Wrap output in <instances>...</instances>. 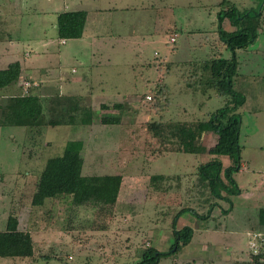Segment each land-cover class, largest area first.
Returning a JSON list of instances; mask_svg holds the SVG:
<instances>
[{"label":"rangeland","instance_id":"374dc122","mask_svg":"<svg viewBox=\"0 0 264 264\" xmlns=\"http://www.w3.org/2000/svg\"><path fill=\"white\" fill-rule=\"evenodd\" d=\"M225 1L242 12L255 10L259 4L258 0H0V18L3 11L10 14L21 10L20 22L24 25L19 33L31 38L43 36L34 27L35 8L46 12L41 20L48 25L49 34L55 33L49 28L50 21L57 19L54 10L88 12L86 38L70 40L66 49V53L78 55L76 61H70V70L66 65L59 71L56 63L43 79L53 81L55 88L60 84V72L81 78L84 85L66 90L71 86L63 84L61 91L78 98L81 109L93 112L91 125L48 127L41 136L31 139L25 128H0V232L13 217L34 240L33 257H0V264H136L145 248L169 251L176 218L178 229H193V239L179 254L166 256L158 264H236L238 258L247 259V253H253L247 252V234L258 228L259 213L253 205L256 191L249 190L243 198L229 195L230 202L215 197L200 178L199 167L194 169L198 158L166 152L162 139L155 138L148 126L154 121L175 123L177 128L184 122L195 124L208 120L227 104L229 97L218 96L208 85L211 71L204 66L220 54L224 59L231 58V52L218 44V14L227 9ZM120 3H130L131 8L109 11ZM262 10L257 40L236 52L238 69L233 84L246 97L238 111L242 120L241 157L254 167L264 166ZM113 19L118 24L114 25ZM223 26L227 31L235 30L227 19ZM6 28L12 34L11 28ZM93 34L101 36L94 39ZM0 38L8 39L2 25ZM9 59L13 61L11 57L0 61ZM20 61L24 62L23 57ZM92 63L100 67L93 68ZM86 71L88 74H83ZM29 83L23 79L17 90L10 89L9 93L26 94ZM38 85L29 87L27 93L35 92L33 88ZM160 87L164 94L155 93ZM47 92L43 90L44 97L48 96L43 100L48 107L52 94ZM82 116L78 112L76 119ZM106 116L120 118V124H103L101 119ZM52 118L54 114L50 113L47 120ZM204 135L202 145L216 143V135ZM71 140L84 144L83 175L123 177L115 208L77 209L65 195L40 207L32 204L46 161L60 157ZM224 161V168L232 163L229 158ZM250 175L234 177L241 188L251 189Z\"/></svg>","mask_w":264,"mask_h":264},{"label":"trees","instance_id":"16d2710c","mask_svg":"<svg viewBox=\"0 0 264 264\" xmlns=\"http://www.w3.org/2000/svg\"><path fill=\"white\" fill-rule=\"evenodd\" d=\"M258 2L255 10L242 12L225 1L223 6L227 9L218 14V44L231 52V58L224 59L219 53L218 57L215 56L206 61L204 66L211 71L208 85L215 88L218 96H228L227 104L212 113L208 120L195 124L184 122L177 128L175 123L165 124L162 121H154L148 125L153 136L162 139L161 145L166 152L209 154L212 157L211 160L198 168L200 178L207 183L215 197L229 202V195L241 193L234 175L240 171L242 162L240 145L242 120L238 111L246 103L245 95L233 88L238 69L236 52L247 49L258 38L264 0H258ZM225 19L235 28L234 31L225 30L223 26ZM86 21L87 12L84 10L59 13L56 22L58 38L62 41L81 39ZM20 70L19 63H12L8 68L0 70V128H25L31 139L34 136H41L44 129L48 127L93 123V112L88 108L81 109L78 98L57 97L52 99L47 107L39 94L27 93L32 85L28 86L26 94H10L9 87L18 82ZM155 93L164 94L165 90L160 87L155 90ZM145 97L146 95L142 99ZM78 112L83 114L79 120L76 119ZM50 113H53L55 118L47 120ZM101 121L105 125H118L121 120L106 116ZM186 131L188 132L184 134ZM205 133L216 135V143L210 148L201 144ZM83 145V142L79 140H71L67 142L60 157L48 158L36 183V191L32 198L34 206H43L47 200H55L65 195L71 198L77 209L83 206L115 208L123 177L121 175H83ZM223 156L228 157L232 162L227 168H224L221 161ZM260 214L264 222V209ZM176 219L173 222L174 243L169 251L160 252L155 247L145 248L136 264H158L162 258L179 254L191 243L194 236L193 229L188 226L178 229ZM254 236L255 234L251 239ZM255 237L259 242L257 236ZM249 250L252 251L250 248ZM247 254V259L236 260V264H264V247H261L257 254L254 252ZM33 255L32 235L21 230L17 218L11 217L6 229L0 232V257L23 260Z\"/></svg>","mask_w":264,"mask_h":264},{"label":"crops","instance_id":"0c3cea01","mask_svg":"<svg viewBox=\"0 0 264 264\" xmlns=\"http://www.w3.org/2000/svg\"><path fill=\"white\" fill-rule=\"evenodd\" d=\"M119 6L120 7H117L115 5V7H111L113 9H110L109 11L112 12V10H113L115 13V12H118L120 10L121 11H128V9L131 8L130 3H125V4L120 3ZM69 11H78V10H69ZM84 11H86V10H84ZM61 12H64V11H59V9L54 10V13L56 14V18L58 16V14ZM34 13L36 16L35 17L36 20L34 22L35 23L34 27H35V29L38 28L40 30V33H42L43 36L38 37V35H37V36L31 38V37H27L26 35H21L19 33L20 30H22V26L24 25V24H21V22H20L21 20H23L20 17V14H22L21 10L12 11L10 14H6L3 11L4 15L2 14V16L0 18V20L3 19V22L2 23L0 22V26L2 25L4 27V29L6 30V34H7L8 39L6 40L4 38L3 39L0 38V59H3V58L6 59V57L7 58L11 57L13 61H10L11 59H9V61H7L5 63L3 61H0V64H1L0 70L8 68V66L12 63H19L20 64L21 70H20L19 80L17 83H15L14 85L9 87V89H11V90H13V89L17 90V86L18 85L20 86L21 85L20 82L24 79V80L29 81L30 83H33L32 85H37V83L39 84L37 88L36 87L33 88V90L35 91L33 93L39 94V96H41L42 98L46 99L48 97V96L44 97L45 96V93H43L44 89H46L48 91L47 94L48 93L52 94V96L49 95V99H50V97H52V99L54 100L57 97L68 96V95H65L64 93H62V91H61L62 85L64 84V86H67V88L71 86L70 88L66 89V90H71V88H74L75 85H78V84L84 85L85 84V83H80L81 78L75 79L73 77H67L69 74V73H67L68 71H66V73L60 72L61 75L58 77V82H60V84H58V86H56L54 88V86L51 85V83H53V81H47L46 79H43V77L45 75H47L48 72L51 71V69H54L56 63H58V67H59L58 70L59 71H61L62 68H64V66H66V65H67L66 68L68 70H70L69 66H72L70 61H74V60L76 61V59H74V58L78 57V55L72 54L70 52L66 53V51H67L66 49L69 47L68 43L70 40L65 42V41H62L58 38L57 26H56L57 19L56 20L54 19V21H50L49 28L51 30H54L55 33L53 32V33L49 34L48 25L43 24V22L41 20L42 15L45 14L46 12L37 11L35 8ZM48 14L52 15L51 13H48ZM43 17H45V16H43ZM54 18H55V16H54ZM88 18H89V14L87 12V21H86V25H85V31H84L83 37L79 40L84 39V37L86 38V31L88 30V24H89ZM117 21L118 20L113 19L114 25L118 24ZM29 24L32 25V21L29 22ZM96 25H97V23L92 25V27L95 29ZM7 26H9L11 28L12 34H10V29L6 28ZM175 26H176V24H175ZM112 32H114V31H112ZM127 32H128V29L126 28V33ZM131 34H132V32H131ZM91 36L94 39H99L98 37H100L101 35L93 34ZM118 37L120 38L119 35H118ZM21 49H23V54H21ZM19 51H20V53H19ZM93 55L95 56L96 54H93ZM22 57L24 60L23 63H21V61H20V59ZM27 60L30 61L28 64H26ZM98 64H100V63H98ZM92 66H93V68H96V69L100 67V65H97V63L96 64L92 63ZM87 72L88 71L83 72V74H88ZM89 72H91V71H89ZM71 73L72 74L76 73L75 69H71ZM64 76L66 77L65 81H63ZM30 83H29V85H30ZM45 83H47V84H45ZM150 83L151 82H147L148 85ZM205 136L206 135H204V138H205ZM205 142H206V140H205ZM207 148H210V147H207ZM190 155L195 157V159L198 158L194 169H197L200 165L209 162L212 158L209 154H190ZM226 158H228V157H225V156L221 157V159H222L221 161L223 162L224 167H225V161L224 160H226ZM241 161H242L241 162V169L238 173H236V175L241 174V173L251 174L250 175L251 181L248 184V186L251 187V189H247L245 187L241 188L238 184V186L241 190V193L238 196L243 198L244 196H246V194L249 193V190H251L250 192H253V189H254L256 192H254L253 195L256 194V196H255L256 202H253L254 200L251 198H247V199H248V201H252L253 205H256L255 209L259 213L257 230L252 231V232L247 234L249 237V241L247 242L248 243L247 251H250L249 250V248L251 249V247H250L251 241L250 240H252L251 237L254 234L259 239V242L256 240L255 236L253 237L254 241L259 243V245H261L260 243H262V245H264V242H262V240H264V222L261 220V214H260L261 211L264 209V166L254 167L251 165V163L249 161H247V162L245 160H241ZM83 168H84V166H83ZM83 173H84V169H83ZM111 175H115V174H111ZM257 199H258V201H257ZM233 253H236V250L233 251ZM237 260H240V259L238 258Z\"/></svg>","mask_w":264,"mask_h":264},{"label":"built area","instance_id":"2783aa9c","mask_svg":"<svg viewBox=\"0 0 264 264\" xmlns=\"http://www.w3.org/2000/svg\"><path fill=\"white\" fill-rule=\"evenodd\" d=\"M172 41L174 42V39H172ZM263 242V240H262ZM250 247L253 250V252L255 254L259 253L260 248L264 247V245H259V243H257L256 241H254V238L252 239V241L250 242Z\"/></svg>","mask_w":264,"mask_h":264}]
</instances>
